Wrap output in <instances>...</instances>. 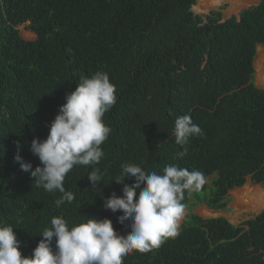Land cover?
<instances>
[{
	"label": "trees",
	"instance_id": "obj_1",
	"mask_svg": "<svg viewBox=\"0 0 264 264\" xmlns=\"http://www.w3.org/2000/svg\"><path fill=\"white\" fill-rule=\"evenodd\" d=\"M195 3L0 0V224L13 227L22 257H31L55 216L70 227L86 217L107 218L127 235L130 225L117 223L121 213L102 207L111 193L122 195L114 182L121 165L162 173L175 163L203 172L205 185L185 192L188 215L178 236L129 254L123 264H264V212L237 226L192 213L198 206L226 213L231 191L264 185V91L254 85L253 69L256 48H264V0L224 21V6L202 18L191 12ZM25 24L33 41L19 36ZM101 70L117 96L104 115L112 129L101 145L105 155L66 175L64 187L75 199L57 208L61 194L37 188L14 156L19 152L33 170L39 166L31 141L46 139L79 75ZM185 114L203 135L189 139L183 159H173L182 150L174 121ZM93 168L102 174L97 187L87 180Z\"/></svg>",
	"mask_w": 264,
	"mask_h": 264
},
{
	"label": "clouds",
	"instance_id": "obj_2",
	"mask_svg": "<svg viewBox=\"0 0 264 264\" xmlns=\"http://www.w3.org/2000/svg\"><path fill=\"white\" fill-rule=\"evenodd\" d=\"M65 101L50 123L46 139L31 141L30 151L40 165L33 170L19 152L14 156L20 170L30 174L37 188L61 194L54 201L57 208L75 199V194L64 187L66 175L77 165H98L105 155L101 145L112 129L104 123V115L116 104V87L105 71H96L90 77L80 74L79 83ZM173 135L182 149L173 159H183L189 139L203 132L185 114L176 117ZM125 178L133 183L125 184ZM87 180L97 187L102 180L100 169L93 168ZM114 182L122 185V195L111 193L103 199L102 207L113 214L121 213L117 223L130 225L127 235L118 234L107 218L86 217L85 222L70 227L65 219L55 216L28 258L19 251L21 244L13 227L0 224V264H123L129 254L148 253L179 235L187 208L185 192H199L206 177L199 170L190 171L175 163L166 165L162 173H149L137 164L124 163Z\"/></svg>",
	"mask_w": 264,
	"mask_h": 264
},
{
	"label": "rangeland",
	"instance_id": "obj_3",
	"mask_svg": "<svg viewBox=\"0 0 264 264\" xmlns=\"http://www.w3.org/2000/svg\"><path fill=\"white\" fill-rule=\"evenodd\" d=\"M256 2L257 0H219V2L214 7L208 9L205 12L202 9V3L200 2L197 5V1H196L195 5L191 9V12L193 13L195 17L204 18L205 16H207L209 11L218 10V8L224 6L223 10L221 11V19L222 21H224L231 16H236L241 10L254 5ZM27 27H28V24H25L19 27L17 30L19 31V36L21 37V39H23L24 41L30 42L34 40L35 36L27 29ZM263 62H264V48L257 47L255 51V58L253 61V65L255 64L257 66H262V68H264ZM258 83L259 82L258 80L256 81L255 73H254V85L258 89L263 90L260 84ZM248 190L249 191L258 190L262 194H264V185L255 186V185H250L249 183H246L241 189H236V190L231 191L229 193L230 202L228 204V211L226 213L224 212L211 213L204 206H198L194 208L192 213L199 216L202 219L222 217L226 219V221L230 223L231 225L237 226L244 220H247L249 218H254L259 213L264 212V210L254 212L250 201L249 200L247 201L246 199H244V195L248 192ZM187 215H188V211L186 210V213L184 217L182 218V220L180 221V224L183 222L184 218Z\"/></svg>",
	"mask_w": 264,
	"mask_h": 264
},
{
	"label": "bare ground",
	"instance_id": "obj_4",
	"mask_svg": "<svg viewBox=\"0 0 264 264\" xmlns=\"http://www.w3.org/2000/svg\"><path fill=\"white\" fill-rule=\"evenodd\" d=\"M196 1H197V5L200 2L202 3V9L205 12L208 9L214 7L219 2V0H196ZM253 69H254L256 81L258 80L259 82L258 84H260V86L264 90V68H262V66H257L254 64ZM244 199H246L247 201L248 200L250 201L254 212L264 210V194H262L260 191L258 190L249 191L248 190V192L244 195Z\"/></svg>",
	"mask_w": 264,
	"mask_h": 264
}]
</instances>
